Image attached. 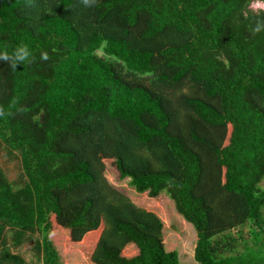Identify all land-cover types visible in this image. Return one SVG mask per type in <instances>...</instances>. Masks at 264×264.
I'll return each instance as SVG.
<instances>
[{"label": "trees", "instance_id": "trees-1", "mask_svg": "<svg viewBox=\"0 0 264 264\" xmlns=\"http://www.w3.org/2000/svg\"><path fill=\"white\" fill-rule=\"evenodd\" d=\"M256 1L0 0V144L22 168L12 183L0 167V264H61L66 247L90 264H183L109 169L173 200L197 263L264 264ZM6 230L15 248L35 237L36 261Z\"/></svg>", "mask_w": 264, "mask_h": 264}, {"label": "rangeland", "instance_id": "rangeland-1", "mask_svg": "<svg viewBox=\"0 0 264 264\" xmlns=\"http://www.w3.org/2000/svg\"><path fill=\"white\" fill-rule=\"evenodd\" d=\"M252 11H264V2H253L250 5ZM0 167L8 180L12 183L18 182L22 168L19 155L16 152L8 154L4 145L0 144ZM109 181L126 196L132 199L138 206L156 213L164 224L163 235L168 251H176L183 264H199L194 259V249L196 247V231L176 210L173 200L165 193L156 198H150L147 192L137 193L130 184V179L120 180L118 173L114 169L106 171ZM264 213V210H263ZM248 229H245L247 232ZM10 230L4 232L6 245L15 254L21 255L26 261H36L33 245L35 237L23 245L15 248L10 236ZM1 247V242H0ZM61 264H90V251H83L66 247L59 252Z\"/></svg>", "mask_w": 264, "mask_h": 264}, {"label": "clouds", "instance_id": "clouds-1", "mask_svg": "<svg viewBox=\"0 0 264 264\" xmlns=\"http://www.w3.org/2000/svg\"><path fill=\"white\" fill-rule=\"evenodd\" d=\"M30 53L27 49V46L26 45H22L20 46L14 53V61L12 63V67H16L17 66V62H23V61H26L29 57ZM42 59H48V56L47 54L45 53L43 56H42ZM10 60V57L7 55V54H0V62H9Z\"/></svg>", "mask_w": 264, "mask_h": 264}]
</instances>
